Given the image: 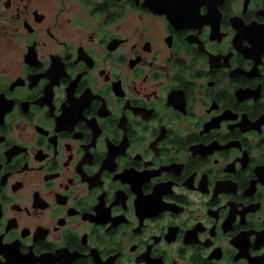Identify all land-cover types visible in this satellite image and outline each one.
<instances>
[{
  "label": "flooded vegetation",
  "instance_id": "obj_1",
  "mask_svg": "<svg viewBox=\"0 0 264 264\" xmlns=\"http://www.w3.org/2000/svg\"><path fill=\"white\" fill-rule=\"evenodd\" d=\"M0 264H264V0H0Z\"/></svg>",
  "mask_w": 264,
  "mask_h": 264
}]
</instances>
